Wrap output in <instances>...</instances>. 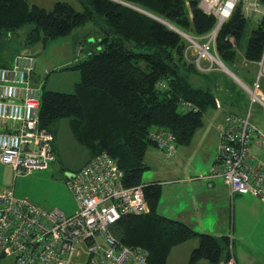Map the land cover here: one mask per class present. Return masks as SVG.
<instances>
[{
  "label": "trees",
  "instance_id": "obj_1",
  "mask_svg": "<svg viewBox=\"0 0 264 264\" xmlns=\"http://www.w3.org/2000/svg\"><path fill=\"white\" fill-rule=\"evenodd\" d=\"M121 1L193 36H204L217 24L214 15L199 7L200 0ZM78 2L83 8L81 12L62 1L49 12L38 5L31 6L28 0H0V66H10L19 54L30 55L14 50L11 63L10 57L4 55L11 45L17 47L8 40L27 24L33 26L24 37V44L31 47L38 42L46 45L96 21L99 27L94 32L93 47L100 50H91L87 59L74 67L81 72L76 92L66 94L41 88L40 128L54 134L55 125L68 118L76 141L90 153L91 159L107 153L117 161L127 187H144L149 212L121 219L111 227V232L129 247L146 249L150 264H167L174 247L196 237L200 243L192 252L191 263L201 259L221 262L223 247L217 238L196 233L158 213L161 186L145 185L143 174L148 169L144 160L146 150L156 146L149 133L165 129L174 134L177 145L188 144L202 125L204 112L216 106L217 80L222 71H200L195 57L189 56V43L182 35L131 6L113 0ZM241 7L239 2L216 39L217 54L230 71H234L237 61V49L230 38L234 37L238 46L248 26ZM263 55L264 20L252 31L246 59L258 63ZM236 92L248 99L247 110L248 94L242 88H236ZM187 102L197 111L185 110L183 104ZM222 241L230 247L231 239Z\"/></svg>",
  "mask_w": 264,
  "mask_h": 264
},
{
  "label": "built area",
  "instance_id": "obj_2",
  "mask_svg": "<svg viewBox=\"0 0 264 264\" xmlns=\"http://www.w3.org/2000/svg\"><path fill=\"white\" fill-rule=\"evenodd\" d=\"M238 3L239 0H200L199 7L217 19L210 33H187L185 38L188 54L194 52L200 71H224L216 39ZM230 41L236 45L234 37ZM35 67L36 59L29 54L15 56L8 67L0 66V122L13 125L0 129V163L15 175L48 169L55 160V136L40 128L41 86L34 82ZM258 67L251 84L241 81L249 106L244 115L226 117L211 174L223 178L233 193L250 195L264 203V163L252 155L253 148H264V133L253 122L254 106L258 104L264 111V55ZM220 105L217 99L216 106ZM183 106L187 111H197L189 102ZM149 139L169 156L176 151V138L170 131L154 129ZM123 179L117 161L107 153L90 159L66 177L77 205L71 215L59 208L48 209L19 199L12 188L0 187V258H10L15 264H73L83 253L86 264H150L146 249L129 247L111 232L121 219L149 212L144 187H127ZM229 251L226 260L209 264H238L232 240Z\"/></svg>",
  "mask_w": 264,
  "mask_h": 264
},
{
  "label": "crops",
  "instance_id": "obj_3",
  "mask_svg": "<svg viewBox=\"0 0 264 264\" xmlns=\"http://www.w3.org/2000/svg\"><path fill=\"white\" fill-rule=\"evenodd\" d=\"M239 2L248 24L256 28L264 20V0ZM250 37L248 33L245 39L238 42V46L235 45L237 61L233 66L234 71H231L246 84H251L256 79L259 70L258 63L246 59ZM191 55L194 56V53ZM13 58H9L8 63H11ZM227 75L222 73L217 80L220 107L211 106L204 112L202 125L194 132L188 144L176 145V151L171 156L157 146L151 145L147 148L144 160L148 169L143 174V183L161 186L157 208L161 216L181 222L196 233L217 238L223 247L222 260H226L230 253L229 247L222 240L231 239L238 262L234 245L237 238L234 236H241L244 222V227L250 229L252 234L259 233L261 237L264 236V203L249 197L250 195L233 193L223 178L213 177L211 174L218 157L226 117L231 114L244 115L248 102L246 97L238 96L236 92V88H241L240 84ZM234 86L237 87L234 89ZM260 112L258 109L253 122L264 133V115ZM11 126L0 122V129ZM252 155L256 161L264 163V148L252 150ZM89 161L90 159L86 164ZM244 213H247V216L244 217ZM195 239L197 247L200 240L198 237ZM251 240L258 242L254 240L253 235ZM206 261L209 264V261Z\"/></svg>",
  "mask_w": 264,
  "mask_h": 264
},
{
  "label": "rangeland",
  "instance_id": "obj_4",
  "mask_svg": "<svg viewBox=\"0 0 264 264\" xmlns=\"http://www.w3.org/2000/svg\"><path fill=\"white\" fill-rule=\"evenodd\" d=\"M59 1L67 2L76 10L83 11L78 0H28L30 5H38L49 12L54 10ZM32 26V24H27L11 40H8V42L16 43L17 47L11 45V49L5 50L7 54H4V51L3 54L10 58H12L13 55L10 54L14 50L16 53L33 54L36 58L34 77L37 85L42 89L55 92L75 93L77 85L81 82V72L74 67L86 60L91 50H96V52L100 50L96 46L93 47L96 43L94 32L99 25L96 21H90L86 25L74 29L67 36L59 37L46 45L43 42H38L30 47L24 44V37ZM253 28L255 27L248 24L244 39L248 33L251 36ZM192 52H189L190 57ZM222 73L226 74L223 71ZM260 108L258 104L255 105V113ZM260 114L264 115V112L261 111ZM53 130L55 160L50 163L48 169H37L30 173L15 175L10 167L0 164V186L12 188L19 199H27L48 209L59 208L71 215L76 211L77 205L67 186L66 177L81 169L91 159V155L76 141L68 118L60 120ZM255 149L253 148L254 151ZM249 197L255 199L253 196ZM245 216L247 213H244ZM245 225L246 222L241 228V236L238 234L234 236L237 238L234 240L236 241L234 245L238 262L239 264H264V236L261 237L259 233L252 234L250 229L244 227ZM251 235L258 242L252 241ZM99 240L104 241L101 237ZM196 244L197 240L190 238L176 246L172 250L167 264H192V252L199 246L196 247ZM72 263L86 264V254L81 253ZM0 264H15V262L10 258H0ZM195 264H207V261L201 259Z\"/></svg>",
  "mask_w": 264,
  "mask_h": 264
},
{
  "label": "water",
  "instance_id": "obj_5",
  "mask_svg": "<svg viewBox=\"0 0 264 264\" xmlns=\"http://www.w3.org/2000/svg\"><path fill=\"white\" fill-rule=\"evenodd\" d=\"M113 1H115V2H119V3H121V4H125V5H128V6H131L132 8H136L137 10H139V11H141L142 13H144V14H146V15H148V16H150V17H152V18H154V19H156V20H158V21H160L161 23H163V24H165V25H168L171 29H173L174 31H176L177 33H179L180 35H182L184 38H186L187 39V33L185 32V31H183V30H181V29H179L178 27H176L175 25H171L169 22H167L166 20H164V19H162V18H159V17H156V16H154V15H152V14H150L149 12H147V11H145V10H142V9H140V8H137V7H135V6H133V5H129V4H126L125 2H123V1H121V0H113ZM224 67H225V69H224V71L228 74V75H230L231 77H233L240 85H242V82L225 66V65H223Z\"/></svg>",
  "mask_w": 264,
  "mask_h": 264
},
{
  "label": "clouds",
  "instance_id": "obj_6",
  "mask_svg": "<svg viewBox=\"0 0 264 264\" xmlns=\"http://www.w3.org/2000/svg\"><path fill=\"white\" fill-rule=\"evenodd\" d=\"M225 65V64H224ZM224 72V71H223ZM226 73V72H225Z\"/></svg>",
  "mask_w": 264,
  "mask_h": 264
},
{
  "label": "bare ground",
  "instance_id": "obj_7",
  "mask_svg": "<svg viewBox=\"0 0 264 264\" xmlns=\"http://www.w3.org/2000/svg\"><path fill=\"white\" fill-rule=\"evenodd\" d=\"M172 25V24H171Z\"/></svg>",
  "mask_w": 264,
  "mask_h": 264
}]
</instances>
